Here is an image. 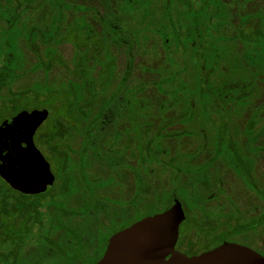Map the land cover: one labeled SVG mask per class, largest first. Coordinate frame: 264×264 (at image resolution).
Returning a JSON list of instances; mask_svg holds the SVG:
<instances>
[{
  "label": "rangeland",
  "instance_id": "374dc122",
  "mask_svg": "<svg viewBox=\"0 0 264 264\" xmlns=\"http://www.w3.org/2000/svg\"><path fill=\"white\" fill-rule=\"evenodd\" d=\"M10 1L21 20L18 22V27L25 26L24 30L33 24L46 28L57 11L54 3L48 0ZM62 2L93 6L96 10L89 9L84 12L63 10L61 28L57 36V38L61 37L62 42L55 43L54 40L49 43L55 55H51L50 58L44 55L46 43L39 38L35 40L34 50L31 49L24 36L19 40V45L25 55L26 70L14 84L13 90L27 92L17 100L16 114L45 109L48 112L45 123L54 121L56 112L54 108L51 109V105L56 107L58 116L63 113L61 106L72 110V106L66 102L70 98L68 93L72 84L67 79L78 81L79 78L91 80V78L108 76L112 71V56H114L113 74L108 87L97 98L100 101L110 94L118 84L121 75L127 70L126 57L118 51L115 43L109 46L112 38L117 39L118 35L126 41L124 33H109V27L108 33L104 36L99 33L102 31L100 17L103 14V8L101 3L98 0H62ZM0 3L4 4L6 0H0ZM119 5L120 10L118 11L127 16L126 23L121 25V28L126 27L127 30H132L134 46L139 48L140 44L142 49V54L134 59L135 67L131 71L129 83L133 85L138 81L149 82L142 91V98L148 106L142 109L141 113L150 115L148 119L152 122L153 128H160L163 124L162 119H169L180 111L175 106L167 111L164 110L165 112L159 110L160 106L170 105L172 98L169 92L173 88L175 91L171 95L179 98L181 108L187 111L185 120L189 128L193 130L192 132L196 134L195 137H176L172 132H180L187 125L177 123L167 126L163 131L164 136L166 135L164 146L168 149L167 155L171 156L177 151H194L197 143L198 145L206 143L214 146V151L233 165L235 161L233 158L240 155L239 141L244 143L247 139L245 126L250 125L256 115L260 117L261 124L264 125V1L121 0L116 3V8ZM249 5L251 9L247 8ZM231 7L233 8L230 11ZM112 10L114 9L109 7V15ZM80 15H84L85 18ZM76 16L78 18L74 22L73 18ZM84 19L92 26L93 31ZM249 22L252 26L248 27ZM4 26L5 23H1L0 30ZM179 45L182 51L178 48ZM38 56L49 62L47 72L42 67L36 70L31 69L38 61ZM75 62L80 66H77ZM103 68L105 71L101 74ZM170 74L174 79L173 83L166 82V76ZM156 82H159V87L155 84ZM95 84L99 85V81L97 80ZM46 85L53 87L54 91L48 92ZM130 99L131 103L127 101V97L125 101L127 105L131 104V111H134V107L138 105L134 103L133 96ZM42 100L45 102H41ZM48 103L49 106L46 105ZM249 112L254 114L251 121L249 117H246ZM68 117L65 114L61 116V120L69 119L73 122L72 117ZM47 127L43 124L37 136H43L49 129ZM140 129L138 123L133 122L130 125L131 133L133 130L138 135ZM80 138L79 135L73 137V147H79ZM261 138L263 139V136ZM262 139L258 140V143H264ZM41 149L43 150V147ZM200 155L196 159L197 162L208 159L211 150L205 149ZM72 156L76 157L77 153H73ZM254 156L258 159L256 174L260 179H264V154H254ZM129 162L134 165V159H130ZM154 167L159 168L156 165ZM47 168L53 180L52 172L56 173L59 167L56 166V162L50 161V163L47 162ZM208 172L210 174L208 185L204 188L199 186L201 193L207 194L206 192L210 193L217 188L213 178V175L217 173L222 181V188L225 192L231 193L242 210L252 205L260 206L257 200L251 199L250 193L247 194L239 180L240 177L234 176V173L225 167L223 161L214 162ZM84 174L89 179L105 178L108 175L114 178V181L107 187L95 189L93 193L99 200L126 198L127 185L125 183L129 185L133 180V174L128 169L109 168L99 160L87 167ZM170 174L171 171L167 170L160 176L158 172L145 175L149 183V195H145L144 201L148 200L149 196L151 197L152 189L157 192L162 190V192L158 197L156 196V200L154 197L151 202L143 204L144 212L155 208L162 210L172 202L171 189L177 184L176 182L170 184ZM75 175L78 184L82 185L83 179L80 172L76 170ZM179 181L187 183L183 175L180 176ZM243 183L246 186L244 181ZM176 196L184 209L199 206L194 194L182 195L179 191ZM115 204L121 205V203ZM110 208H112L111 204ZM139 215L138 210L131 214V218L135 219ZM78 219L79 217L76 216L74 220ZM46 221L45 216L43 222L46 223ZM122 224L117 222L114 227H108L109 234ZM108 228L98 230L100 243L97 242V250L102 238L108 235ZM183 228H185L184 225L179 230L182 231ZM258 230L257 234L246 232L238 235L239 240L250 243L238 240L237 242L264 254L263 249L253 245L258 241L264 248V230L263 228ZM6 245L7 241L4 242L2 250H6Z\"/></svg>",
  "mask_w": 264,
  "mask_h": 264
},
{
  "label": "flooded vegetation",
  "instance_id": "af4514ba",
  "mask_svg": "<svg viewBox=\"0 0 264 264\" xmlns=\"http://www.w3.org/2000/svg\"><path fill=\"white\" fill-rule=\"evenodd\" d=\"M48 1L50 3H54V5L57 8L56 13L53 14L51 21L46 28H40L39 26H37V24H33V26H35L38 33H41L51 30L52 29L51 26L53 25L54 29L56 30L54 32L58 34V31L61 28L63 10L66 9V8L63 9V4H68V3H64L62 2V0H48ZM98 1L101 3V6L103 8V14L100 17L102 24L101 27L102 31L99 33L101 34L108 33V27H109V23L107 24V19H108L109 22L112 23L114 30L117 31L118 33H128L130 35H133L132 30H127L126 27L121 28V25L125 24L127 20V16L122 15V13L118 11L120 10V5L116 8V3L120 2L121 0H98ZM228 1L230 0H224V2H228ZM72 5L85 6L82 4H72ZM85 7H87V10L89 9L96 10V7L93 6H85ZM109 7H112L114 9L112 10V13L110 15H109ZM232 8L233 7L230 8V11L232 10ZM247 8L251 9L252 7L249 5V7L247 6ZM71 10H77L81 12L86 11L79 9H71ZM80 16L82 18H85L84 15H80ZM76 18H78V16L73 18L74 22ZM87 24L90 30L93 31L92 26L89 23ZM249 26H252L251 22L248 23V27ZM27 29H25V31ZM110 32L111 30L109 27V33ZM130 41L132 43L130 53H128L129 44L127 43L126 44L117 43L116 41L112 40L109 43V46L112 43H115V46L118 47V51L120 53H123V55L126 57L127 66L129 65L128 61L131 60L132 63L131 71H133L135 67L134 59L135 57L142 54V49L140 48V44H139V48L134 46L133 39ZM178 48L182 51L180 45ZM168 49L170 48L168 47ZM112 57L114 60V56ZM113 60H112L111 74L109 76L105 75L106 76L105 80L108 82V84L113 74V68H114ZM130 75L131 72L128 78L124 79L123 78L124 73H123L120 77L118 84L116 85V87L117 86L119 87L120 83H122L121 81L123 79L125 80V84L124 85L122 84L123 90L118 92V96L120 98L122 97L121 99H123L122 101L123 105L120 108L119 113H117L118 114L117 117L112 119H109V117L107 118V122H108L106 124L107 135H106V141L104 139L103 142L105 147L111 145L112 149L119 150L118 153L115 154L116 157L121 159L122 164L119 166H109L108 163L104 162V160L102 161L98 158L95 159L92 156L91 150H87L86 155L84 157L85 161H87L84 166V172L87 167L91 166L93 162H96L98 160L102 164L104 163L109 168H123L131 171L133 174V180L129 185L128 183H125V185H127L126 188L127 190L125 191L127 197L124 199H114V200H111L109 198H102L99 200L95 197L93 193L95 189L107 187L109 184H111L114 181V178L110 175H108L105 178L97 177L95 179H90L92 180V182H90L91 183L90 185H88L86 182H84L85 180H83L82 185H79L77 182V176L75 175V171L77 170L80 172L79 170L80 168L79 166H76V163L78 161L81 162V155L79 153H80V144L83 142L82 138H80V143L78 148L72 146V142L74 140L73 137L79 135L75 133L73 129H69V132H71L69 138L67 137L57 138L54 140H50L47 138L37 139L36 138L37 132L40 130L43 124L45 125V122L42 123L37 128L33 136V144L35 146V149L42 155L44 160L49 163L50 161H52L51 156L53 152L54 153L56 152L59 158L60 157L64 158L66 157V154H68L69 159L73 161L74 168H72V170L69 172L70 164L58 160L56 162V166H58L59 169L56 173L52 172L54 174V179L52 180V182L45 185V188L43 190L33 192L31 190L32 188L35 189V186H33V184L30 185V183L24 181L17 182L19 171L18 168L13 164L12 161L13 156H11L12 153H10L9 151V155H8L9 157L7 163L9 169L8 170L9 178L8 180H4L3 178L2 179L10 188L12 195L14 196L24 195L33 201L24 204L12 203L10 206L11 209H9L8 211L6 218L7 234L5 236L7 245H6V250H4L3 252L7 254L8 260L9 262H11V264H29L28 260L30 258L37 259V262L33 264H46L47 246L50 247V244L46 242L56 245V252H55L56 257L61 261L62 264H76V259L78 255H77V247L75 243L76 239H74L73 237H76L77 233L81 229L83 230L88 229V232L84 235L83 238V241H85V243H88L85 244L83 247V251L85 252V254L94 255L95 250L99 252L102 250L103 251L102 255H103L106 245L108 243V239L112 234L125 227L130 226L134 222L142 219L143 217L151 216L168 209L171 205H173L175 199L179 201V199H177L176 196L179 191H181L182 195H184L183 191H185L186 195L188 196L194 194L197 197V202L199 203L198 207L184 209L182 203L179 201L185 216L184 220L181 222L179 226V229L182 226V224L185 226L183 230L187 234V240H185L183 246L178 245L179 236L181 232L179 230L178 239L175 244V249L180 252L182 251L179 248L183 249L185 252L182 253H185L187 255H196V254H190L188 252L189 250H187L188 249L187 244L189 242H193L192 239H194V237L192 235H194V233L196 232V228H198L200 232V235L198 237L199 240L201 242H206L207 241L206 234L220 233L224 226L222 224L224 223V220L225 221L228 220L227 219L228 217L232 220V222L234 221L233 223H236L237 220L238 221L245 220L249 222L247 225L248 228L246 229L244 228L241 231L239 230L238 232L235 233L233 239L231 240L225 239L221 241V243L224 241H228V242L241 244L237 242V240L238 241H245V240H239L238 239L239 234H243L246 232H252L253 234H257L259 228L261 229L263 228L264 230V179H260L259 176L256 174L258 159L254 156V154H259V153L264 154V143H258V140L262 139L261 136H263L262 141H264V125L261 124L260 117L256 115V117L251 121V119L253 118L252 115L254 114H252L251 112L247 114L246 117L247 118L249 117L251 124L250 125L247 124L245 128L249 127L250 132L249 133L245 132L247 139H245L244 143H240L238 139L239 147H241V151H240V155H236V157L233 158L235 159L233 165H231L228 162L229 160L224 159L221 154L216 153L214 151L215 149L214 146H209L206 143L202 145H198L197 143L196 150L194 151H188V152L177 151L173 155L168 156L167 155L168 149L164 146V139L166 136L165 135L159 140L160 149H158V151L160 152V154L157 155L153 163L148 165V172L143 173V168H142L143 158L141 155V136H140L141 129L138 135L137 132H133V130L131 133L130 125L133 122L140 124V128H141L143 120H145V124L146 125L148 124L149 128L155 133L157 132L163 133V131L167 128V126L170 125H175L177 123L186 124L187 126L182 128L183 130H180V132L173 131L172 134L175 135L176 137L179 136L195 137L196 134L192 132L193 130L189 128L188 122L185 120L187 111L185 108H181L179 98H175L173 97V95H171V93L174 92L173 88L169 92L170 97L172 98V100L169 103L170 105L166 107L160 106L159 110L161 112L164 110L167 111V109H170V107L172 108V106L173 107L175 106V108L179 109L180 111L169 119L166 118L162 119L163 124L162 126H160V128H153L152 122L148 119L150 115L141 113L142 111L141 104L143 98L140 87L142 82L138 81L133 85H131L129 83ZM168 77L169 75L166 76V78ZM125 87L127 88L133 87L134 88V90L132 91L133 93L127 92L125 90ZM114 89L112 91H114ZM160 90L161 89H159V91ZM112 91L110 92V94L112 93ZM126 96H128L127 101H129V103H131L130 98L132 96L134 97V103L138 105L134 107V111H131L132 110L131 104L127 105L125 101ZM94 111L95 110H93L92 113H94ZM107 116H109V114ZM72 119L73 122H71L70 125L72 128L82 126L81 125L82 123L80 124L78 123V121L75 122L74 117ZM58 126L62 127L61 124H59ZM117 130L121 132V134L118 135L119 137L117 139H115L114 135L116 134ZM51 143L53 144V148L50 149L49 144ZM42 147L43 150L41 149ZM208 148L211 150L210 157H208V159L206 158L205 160H202L201 162H197L196 159L201 156L200 154L205 149L207 150ZM232 149L233 147L231 146V150ZM75 152L77 153V156L73 157L72 154ZM130 159H134V165L130 164L129 162ZM218 160L221 162L223 161L225 167L231 170V172L234 173V176H237V178L240 177L246 183L245 186L243 181L239 178L247 194L250 193L252 196L251 199L253 201L257 200L260 203V206L252 205L242 210L237 205L236 201L233 199L231 193L225 192V190L222 188V181L220 177L217 175V173L213 175L214 181L217 184V188L210 193L206 192L207 194L201 193L200 187L204 188L208 185V175L210 177V174L208 172L209 167ZM155 165L158 166L159 168L154 167ZM167 170L171 171L170 184H172V182H176L177 184V186H174L172 189L170 188L172 202L166 208L162 209L159 212L153 214H147L139 219L131 218L132 213L137 212L138 210L141 213L143 209L142 208L143 204L147 202H151V200L154 197L156 200V196L158 197L162 192V190L157 192L156 190L152 189L153 194L151 195V197L149 196L150 198L148 197V200L144 201L145 195H149L148 194L149 183L147 182L145 175L158 172V175L160 176L162 173H165ZM83 173L80 172V175L86 176ZM181 175L185 176L187 183L184 182L180 183L179 179ZM141 177L144 179L143 182ZM106 178H111V180L109 182H105L99 187H94V188L92 187L94 184H97ZM70 183L73 185L71 189V195L69 197L62 196V192L67 189V185ZM141 183H143L146 186V190L144 194H142L141 192ZM88 187L93 189L91 192L93 193V198L95 199L93 205L95 208H97L98 206L99 211L97 208L98 212L94 213V218L92 220L93 222L90 221L86 223L83 220L85 215L78 214L77 211H78V207L82 205L79 201L78 195L79 193L82 192L83 193L86 191L89 192ZM21 188H25L26 190ZM51 198H55L57 199L56 201L59 200L63 202L53 203L50 201ZM11 200H13L12 197ZM115 203H121V205L120 204L117 205ZM110 204L112 205V208H110ZM186 213L187 216L189 215V217L195 218L197 223L194 224V221L192 219L187 221V223H183L187 217ZM45 216L47 217L46 223L43 222ZM76 216L79 217L78 220H74ZM1 222L2 221L0 220V223ZM117 222H121L123 224L109 234L110 230L108 227H114V224ZM107 228H108V235L102 238V242L99 246V249L97 250L96 249L97 244L100 243L98 241V230L100 229L105 230ZM35 229H37L36 232ZM0 231H1V227H0ZM221 243H219L218 245H220ZM253 245H256L264 250L263 246L261 247L258 241ZM212 248H209L207 250H210ZM51 252L53 253V251ZM260 254L264 255L262 253Z\"/></svg>",
  "mask_w": 264,
  "mask_h": 264
},
{
  "label": "trees",
  "instance_id": "16d2710c",
  "mask_svg": "<svg viewBox=\"0 0 264 264\" xmlns=\"http://www.w3.org/2000/svg\"><path fill=\"white\" fill-rule=\"evenodd\" d=\"M12 2L10 0H6V3L1 4L0 3V25L1 23H5V26L1 28L0 30V123L7 117L13 116L16 114L17 109L15 108L17 105V100L24 96V94L27 92L25 90H13V86L16 83V81L24 74L26 68L24 67L25 62V55L20 47L19 40L22 36L29 42L31 49L34 50L36 48V39H41L42 42L46 43L45 51L43 52L44 55L50 58L51 55L54 54V49L49 46V43L51 41H54L55 43H61V37L57 38L59 36L54 29V26L52 25V29L49 31L38 33L35 26L27 29L26 31L23 29V27H18V22H21L19 14L14 10V8L11 6ZM25 8V7H24ZM79 9V10H87V7L81 6V5H72V4H63V9ZM122 15H124L122 13ZM109 27L111 30V33H118L114 30V27L111 22H109ZM105 34H103L104 36ZM124 36L126 38V41L124 39L119 38V35L116 36L117 39L112 38L113 41H116L117 43H127L129 44L128 49L129 52H131L132 43L130 40H132V35L128 33H124ZM37 52V51H35ZM76 63V62H75ZM49 62H46L41 56H38V61L34 64V66L31 68L33 70H36L38 68H43L45 72L48 71L49 68ZM127 70L124 73L123 78H128L131 70H132V63L131 60L128 61ZM77 66H80L76 63ZM83 68V67H82ZM82 71V70H81ZM105 68H103L104 73ZM84 73V72H83ZM100 74V75H101ZM109 76V75H108ZM168 76V75H167ZM105 77L102 78H79L78 81H74L71 79H67L68 82H72L70 91H69V100L66 101L67 104L72 106V110H69L64 107H62L63 113L58 116V111L54 105H51V109L54 108L56 115L53 122H46L45 125H47L49 128L47 132L42 136H36L37 139L41 138H47L50 140H54L57 138H69L71 135V132H69V129H73V131L79 135H81L82 143L80 144V155H81V162H77L76 166H79V170L81 173L84 172V166L87 161H85L84 157L86 155L87 150L92 151V156L96 159L104 160V162L108 163L109 166H119L122 164L121 159L116 157L115 153H118L119 150L112 149V146L109 145L108 147L104 146V139L106 141V124L107 118L109 119L115 118L118 116L117 113H119L120 108L122 107V101L118 96V92L123 90V86L125 84V80L123 79L120 83V86L116 87L112 93L107 96L106 98H103L102 100L98 101L97 98L100 97V95L105 91L108 82L105 80ZM99 81V85H96L95 82L97 80ZM174 81L173 77L169 75V77L166 79V82L172 83ZM162 82V81H161ZM149 82L142 81L141 83V91H143L146 87V85ZM39 83H37L38 85ZM156 85L159 87V82L156 83ZM161 86V84H160ZM46 89L48 92L52 93L54 91L53 87H50V85H46ZM125 90L127 92H132L134 90L133 87L127 88L125 87ZM124 90V91H125ZM175 91V90H173ZM133 93V92H132ZM76 94V95H75ZM128 97V96H126ZM41 102H45V100H42ZM98 103V105H97ZM49 106V103L46 104ZM148 106V104L145 102V100H142L141 108L144 109ZM94 113H92V111ZM65 112V113H64ZM70 117H74L75 122L78 121V123H82L81 127H71V122L69 119L67 121L61 120V116L65 115ZM109 114V116H107ZM111 121V120H110ZM59 124L62 125V127L58 126ZM245 132L249 133L250 128L246 127ZM121 132L118 130L116 131V134L114 135V138L117 139ZM141 155L143 158V173L148 172V165L153 163V161L156 159L157 155L160 154L158 149H160L159 140L164 137V133L162 132H153L149 125L145 124V120H143V123L141 125ZM50 149L53 148V144H49ZM57 146V145H56ZM55 146V147H56ZM51 160L54 162H57L58 160L64 161L65 163L70 164L69 172L74 168L73 161H71L68 157V154H66V157L59 158L58 154L55 152L52 153ZM84 174V173H83ZM143 177V176H142ZM141 177V178H142ZM84 182H86L88 185H90L92 180L87 178L86 176H82ZM111 178H106L103 181H100L97 184H94L92 187H99L100 185L104 184L105 182H109ZM142 178V182H143ZM85 184V185H87ZM73 185L70 183L67 185V189L62 192V196L69 197L71 195V189ZM86 188V187H84ZM89 188V187H88ZM92 188H89V192H82L79 193V201L82 204L78 207V214L85 215L83 220L88 223L93 220L94 213L98 211L97 208L94 207V201ZM146 186L141 183V192L142 194L145 193ZM184 194L185 191H183ZM11 197L13 200H11ZM57 199L51 198V202H63V201H56ZM37 201V200H34ZM33 202L31 199H29L27 196H14L11 194L10 188L7 186V184L4 182V180L0 177V220L2 221L0 223L1 231H0V264H11L8 260V256L6 253H4L2 250V247L4 242L6 241L5 236L7 234L6 232V218L8 211L11 206V204H24V203H30ZM95 209H93V208ZM161 210L152 209L148 210L147 212H142L137 217L138 219L147 215V214H153L156 212H159ZM187 216V213H186ZM192 219L194 221V224H196L195 218L189 217V215L186 217V220L183 223H187ZM228 220H224V223L222 225L223 229L220 233L217 234H206V242H201L199 240L200 232L198 228H196V232L194 235V239H192L193 242H189L187 244V250L190 254H197L204 250H207L209 248H212L223 240H231L233 239L236 232L239 230H243L244 228H248V223L245 220L238 221L236 223H233L232 220L228 217ZM93 222V221H92ZM183 225V224H182ZM88 232V229H81L76 237H73L76 243L77 247V259L76 264H94L102 255V250L96 251L94 255H88L85 254L83 251V247L85 244V241H83L84 235ZM185 240H187V234L184 230L180 232L178 245L183 246L185 243ZM50 244V247L47 246L46 251V264H62L61 261L56 257V245L51 244L49 242H46ZM53 251V253L51 252ZM29 264H33L37 262V259L30 258Z\"/></svg>",
  "mask_w": 264,
  "mask_h": 264
},
{
  "label": "water",
  "instance_id": "95a60500",
  "mask_svg": "<svg viewBox=\"0 0 264 264\" xmlns=\"http://www.w3.org/2000/svg\"><path fill=\"white\" fill-rule=\"evenodd\" d=\"M47 116L45 109L23 111L0 123V177L9 178L10 151L19 171L17 182L33 184V192L43 190L52 182L47 162L33 144L34 133ZM184 217L181 204L175 199L168 209L143 217L112 234L103 255L94 264H264V255L228 241L196 255L176 250Z\"/></svg>",
  "mask_w": 264,
  "mask_h": 264
}]
</instances>
